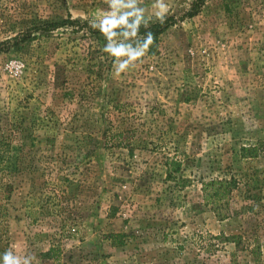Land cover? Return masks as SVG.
I'll list each match as a JSON object with an SVG mask.
<instances>
[{
    "label": "rangeland",
    "instance_id": "374dc122",
    "mask_svg": "<svg viewBox=\"0 0 264 264\" xmlns=\"http://www.w3.org/2000/svg\"><path fill=\"white\" fill-rule=\"evenodd\" d=\"M155 4L0 0V264H264V0H207L117 73L105 48L144 43L107 23Z\"/></svg>",
    "mask_w": 264,
    "mask_h": 264
},
{
    "label": "trees",
    "instance_id": "16d2710c",
    "mask_svg": "<svg viewBox=\"0 0 264 264\" xmlns=\"http://www.w3.org/2000/svg\"><path fill=\"white\" fill-rule=\"evenodd\" d=\"M207 0H196L193 2L191 6V10L182 16L179 19H176L173 16H166L163 20L156 19L150 23H142L139 22L135 16L133 15H124L120 19L116 20L114 23V26L110 31H103L104 34L108 35H123L127 32H133L137 37L141 38V42H145V38L148 35V33H151L153 36V42L157 40V38L163 34L165 31H167L169 28L175 26L180 21H184L185 19H191L195 17L201 10V8L204 6L205 2ZM139 22V23H138ZM75 24H78L79 21L74 22ZM63 24L59 25L62 26ZM152 42V43H153ZM5 52V45H0V53ZM244 152L248 151L247 148L242 149ZM170 169H168V178H172V172H179L180 171V163L177 161H172L168 164ZM172 169V170H171ZM234 185L233 180H211L209 182L203 183L202 192L204 194V201L205 204L209 207H211L212 211L215 213V215L221 219L224 220L225 217L222 216L221 212H219L220 208H222V203L224 201H227L229 198V195L231 194V189ZM116 236V235H115ZM226 241H235L237 239L235 236L231 238H226ZM256 251V252H255ZM260 246L259 244L256 245V249L253 251V253H256L257 256L260 255ZM259 260V259H257ZM256 260V261H257Z\"/></svg>",
    "mask_w": 264,
    "mask_h": 264
},
{
    "label": "clouds",
    "instance_id": "9594fccd",
    "mask_svg": "<svg viewBox=\"0 0 264 264\" xmlns=\"http://www.w3.org/2000/svg\"><path fill=\"white\" fill-rule=\"evenodd\" d=\"M155 6L159 9V11L156 12V15L163 20L165 13L168 11V5L164 2V0H156ZM139 23V22H138ZM114 25L112 22H108L105 31H110L111 27ZM153 42V36L151 33H148V35L145 38V42L142 46V49L140 51H133L131 49H125L124 47L119 48H111L106 47L105 51L109 52L110 55L114 57H123L128 56V59H124L118 62L116 71L117 73L125 71L130 64L138 60L140 57H142L145 54L146 49L152 44ZM35 259L34 255L29 256H13L12 251H6L3 254V264H30V260Z\"/></svg>",
    "mask_w": 264,
    "mask_h": 264
}]
</instances>
